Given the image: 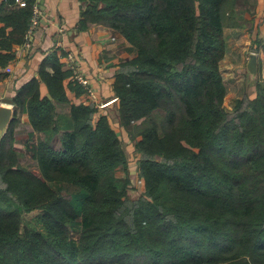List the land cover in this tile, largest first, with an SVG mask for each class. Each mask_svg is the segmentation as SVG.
Returning a JSON list of instances; mask_svg holds the SVG:
<instances>
[{
  "label": "trees",
  "instance_id": "trees-1",
  "mask_svg": "<svg viewBox=\"0 0 264 264\" xmlns=\"http://www.w3.org/2000/svg\"><path fill=\"white\" fill-rule=\"evenodd\" d=\"M81 1L79 29L102 24L130 44L112 82L118 126L73 100L84 85L65 52L47 51L0 142V264H264V78L228 110L221 70L225 27L254 0ZM37 2L0 0V79ZM22 114L33 166L15 145ZM33 210L41 229L22 226Z\"/></svg>",
  "mask_w": 264,
  "mask_h": 264
},
{
  "label": "crops",
  "instance_id": "crops-1",
  "mask_svg": "<svg viewBox=\"0 0 264 264\" xmlns=\"http://www.w3.org/2000/svg\"><path fill=\"white\" fill-rule=\"evenodd\" d=\"M37 4L40 9L38 25L30 33L28 41L17 47L14 60L8 64L11 70L0 79V103L13 104L11 98L16 89L37 74L45 53L56 49L58 54L65 52L61 56L64 68L72 69L71 66L75 65L87 78L85 92L74 96L73 100L93 101L99 113L107 114L117 123L118 101L112 82L119 61L131 54L128 51L130 44L120 33L102 24L91 23L87 29H79L81 11L85 6L81 0H38ZM229 28L244 30L249 36L245 42L249 43L250 52L254 51V41L264 38V0H254L250 12H243L240 25L227 26L225 31ZM254 52L260 67L264 53L262 50ZM69 95L72 96L71 93ZM21 123L31 130L26 114L21 115ZM126 155L128 158L127 151Z\"/></svg>",
  "mask_w": 264,
  "mask_h": 264
},
{
  "label": "rangeland",
  "instance_id": "rangeland-1",
  "mask_svg": "<svg viewBox=\"0 0 264 264\" xmlns=\"http://www.w3.org/2000/svg\"><path fill=\"white\" fill-rule=\"evenodd\" d=\"M245 9L246 5H241ZM226 38V54L221 61V70L223 79L227 87V93L224 100V106L228 110H232L236 101L245 94L251 96L255 93V77L264 78V57L260 58V67H258L257 74L254 78L248 73L246 64L248 61L249 52L251 51L248 40V34L241 28H229L225 31ZM260 52V51H259ZM264 53V52H263ZM259 66V65H258ZM117 125L116 122H113ZM28 127L22 123H18L15 129V145L18 147L19 157L22 162L32 164L28 151H26L23 139L27 137ZM125 150L128 153L129 171H130V185L134 191L142 190V185L139 186L137 174V160L133 149V142L130 140L127 132L121 127L118 128ZM39 210L25 212L22 216V226L41 229L42 223L40 221ZM22 227V228H23Z\"/></svg>",
  "mask_w": 264,
  "mask_h": 264
},
{
  "label": "water",
  "instance_id": "water-1",
  "mask_svg": "<svg viewBox=\"0 0 264 264\" xmlns=\"http://www.w3.org/2000/svg\"><path fill=\"white\" fill-rule=\"evenodd\" d=\"M248 73L254 78L258 71V59L257 54L252 51L249 54V58L246 64ZM14 115V106L11 103H0V142L2 137L6 133L8 126Z\"/></svg>",
  "mask_w": 264,
  "mask_h": 264
},
{
  "label": "built area",
  "instance_id": "built-area-1",
  "mask_svg": "<svg viewBox=\"0 0 264 264\" xmlns=\"http://www.w3.org/2000/svg\"><path fill=\"white\" fill-rule=\"evenodd\" d=\"M16 2L19 5H21V6L25 5V0H16ZM39 14H40L39 6H38L37 3H35L34 6H33V16H32V19H31V25L29 27V33H31L35 29V27L38 25ZM71 67H72V78L77 80L79 83L83 84L84 86H86L87 83H88L87 78L84 77L82 74H80V72L78 71V68L75 67V65H73ZM5 70L7 72H9L11 70L10 66H6Z\"/></svg>",
  "mask_w": 264,
  "mask_h": 264
}]
</instances>
